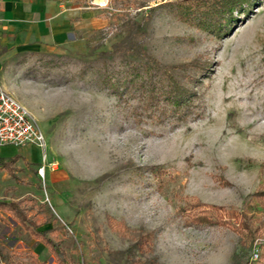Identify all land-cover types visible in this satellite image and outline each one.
<instances>
[{"label":"rangeland","instance_id":"obj_1","mask_svg":"<svg viewBox=\"0 0 264 264\" xmlns=\"http://www.w3.org/2000/svg\"><path fill=\"white\" fill-rule=\"evenodd\" d=\"M180 1L82 0L61 42L0 52V89L56 164L40 178L39 148L1 146L28 157L0 169V202L23 199L37 230H61L46 235L71 264H264L251 259L264 252V198L251 197L264 189V0L219 36L181 17ZM147 63L157 86L168 74L192 89L188 106L109 87ZM243 211L257 228L247 246L235 230ZM0 264L56 262L0 210Z\"/></svg>","mask_w":264,"mask_h":264},{"label":"trees","instance_id":"obj_2","mask_svg":"<svg viewBox=\"0 0 264 264\" xmlns=\"http://www.w3.org/2000/svg\"><path fill=\"white\" fill-rule=\"evenodd\" d=\"M248 0H181L177 3V13L183 18L198 17L199 20L205 21L208 26L219 36L220 33L225 32L232 24L237 16L246 11ZM194 15V16H193ZM165 72V70L163 71ZM125 76L121 78L113 79L111 76L107 77V83L112 91L120 93L122 90H130L132 88L145 90L149 92L150 101H164L166 106H169L172 111H176L180 107L186 105L189 98L193 95L192 89L180 84L175 78L166 74L167 82L163 85L157 86L152 80L153 72L150 69V65L143 66L142 69L138 66L132 65L126 67ZM152 81V83H151ZM20 157L14 155L12 157L4 158L0 156V169H4L8 172H12V166ZM252 198H264V189L257 190ZM23 199L17 201L0 202V210H6L19 224L28 229L37 239L42 241L47 247L49 253L53 256L56 264H71L65 257L61 247L60 240H51L46 234L54 233L58 230L55 228H49L43 231L37 230L41 226V222H37L35 216L28 214V208L23 205ZM251 204H248V207ZM229 217H234L237 214L233 212L229 213ZM198 217H194L196 221ZM201 221V220H200ZM209 224L227 225L229 222L221 219L216 223L208 220ZM195 223V222H193ZM254 219L253 216L243 211L240 214V220L238 223L239 228H236V232L242 239L243 246H247V241L252 239V235L256 231V227L253 228ZM65 225L61 226L63 229ZM259 258H264V252H259Z\"/></svg>","mask_w":264,"mask_h":264},{"label":"crops","instance_id":"obj_3","mask_svg":"<svg viewBox=\"0 0 264 264\" xmlns=\"http://www.w3.org/2000/svg\"><path fill=\"white\" fill-rule=\"evenodd\" d=\"M81 1L0 0V52L23 50V46L40 44L45 39L61 42L70 25L69 15ZM2 88L6 89L4 85ZM23 149L19 148L15 155L28 157ZM0 156L4 157L1 153Z\"/></svg>","mask_w":264,"mask_h":264},{"label":"built area","instance_id":"obj_4","mask_svg":"<svg viewBox=\"0 0 264 264\" xmlns=\"http://www.w3.org/2000/svg\"><path fill=\"white\" fill-rule=\"evenodd\" d=\"M35 146L41 150V164L37 168L40 178L46 169L55 170L56 164L47 155V141L28 110L14 97L0 89V146ZM259 257L258 248L252 251V260Z\"/></svg>","mask_w":264,"mask_h":264}]
</instances>
